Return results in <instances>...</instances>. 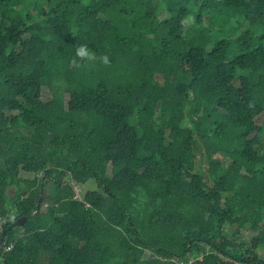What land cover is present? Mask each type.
<instances>
[{"label": "trees", "instance_id": "obj_1", "mask_svg": "<svg viewBox=\"0 0 264 264\" xmlns=\"http://www.w3.org/2000/svg\"><path fill=\"white\" fill-rule=\"evenodd\" d=\"M262 113L264 0H0V264H264Z\"/></svg>", "mask_w": 264, "mask_h": 264}, {"label": "rangeland", "instance_id": "obj_2", "mask_svg": "<svg viewBox=\"0 0 264 264\" xmlns=\"http://www.w3.org/2000/svg\"><path fill=\"white\" fill-rule=\"evenodd\" d=\"M41 98L43 100H48L50 98V91L48 90L47 87H43L42 88V91H41ZM257 123L258 124H264V113H262L260 116L257 117L256 119ZM110 173V171L108 170V174ZM20 176H24L26 178H31L33 176V174L31 173H25V172H20ZM93 182V181H92ZM93 184L91 182H88L84 185H74L73 188H74V191H75V194H76V197L77 198H82L84 192L87 190V189H91L93 188ZM225 231L229 234V235H233V238L235 237L238 241H247L251 235V233H249V231H239L238 233H234V230H233V227L231 226H225ZM261 252V255L262 257L264 258V249H261L260 250ZM148 252L145 254L147 255Z\"/></svg>", "mask_w": 264, "mask_h": 264}, {"label": "clouds", "instance_id": "obj_3", "mask_svg": "<svg viewBox=\"0 0 264 264\" xmlns=\"http://www.w3.org/2000/svg\"><path fill=\"white\" fill-rule=\"evenodd\" d=\"M188 19L191 20V17H189ZM75 54L78 58L84 60L85 62H94L97 60L96 51L90 48V46L86 43L79 44L75 48ZM99 60L105 65L110 63V57L107 54L101 55L99 57ZM11 218L14 220L15 215H13Z\"/></svg>", "mask_w": 264, "mask_h": 264}, {"label": "built area", "instance_id": "obj_4", "mask_svg": "<svg viewBox=\"0 0 264 264\" xmlns=\"http://www.w3.org/2000/svg\"><path fill=\"white\" fill-rule=\"evenodd\" d=\"M74 197L77 198L75 194H74ZM5 222H6V217L0 216V234H1L2 230H3V224ZM11 247H12V244H8L7 246H5V250H9ZM238 264H255V263L241 261V262H238Z\"/></svg>", "mask_w": 264, "mask_h": 264}, {"label": "water", "instance_id": "obj_5", "mask_svg": "<svg viewBox=\"0 0 264 264\" xmlns=\"http://www.w3.org/2000/svg\"><path fill=\"white\" fill-rule=\"evenodd\" d=\"M26 220V217H22V218H19L17 220H15L12 224V226H19V225H22ZM7 230H3L0 234V245L2 244L3 242V239H4V236H5V233H6Z\"/></svg>", "mask_w": 264, "mask_h": 264}, {"label": "bare ground", "instance_id": "obj_6", "mask_svg": "<svg viewBox=\"0 0 264 264\" xmlns=\"http://www.w3.org/2000/svg\"><path fill=\"white\" fill-rule=\"evenodd\" d=\"M76 195V194H75ZM3 215V214H2ZM7 217V216H6ZM4 241V240H3ZM1 246V245H0ZM12 248V247H11Z\"/></svg>", "mask_w": 264, "mask_h": 264}]
</instances>
